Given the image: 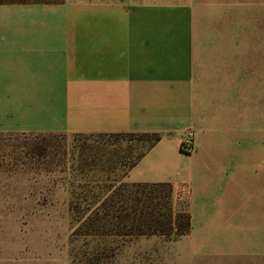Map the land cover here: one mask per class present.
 <instances>
[{
  "label": "rangeland",
  "instance_id": "obj_1",
  "mask_svg": "<svg viewBox=\"0 0 264 264\" xmlns=\"http://www.w3.org/2000/svg\"><path fill=\"white\" fill-rule=\"evenodd\" d=\"M12 1L193 10L197 60L226 67L210 72L226 71V158L239 163L226 161V213H202L189 182L124 181L154 134L0 132V264H264V0ZM56 87L12 85L0 107L52 106ZM181 143L195 152V134L192 150ZM108 197L110 208L101 205ZM187 215L190 229L177 236Z\"/></svg>",
  "mask_w": 264,
  "mask_h": 264
},
{
  "label": "crops",
  "instance_id": "obj_2",
  "mask_svg": "<svg viewBox=\"0 0 264 264\" xmlns=\"http://www.w3.org/2000/svg\"><path fill=\"white\" fill-rule=\"evenodd\" d=\"M193 20L172 4H0V100L12 85L58 90L56 104L32 112L2 102L0 132L159 134L124 181L189 182L194 211L226 213V161H239L226 158V71L210 72L226 67L197 60ZM188 130L189 155L180 151Z\"/></svg>",
  "mask_w": 264,
  "mask_h": 264
},
{
  "label": "trees",
  "instance_id": "obj_3",
  "mask_svg": "<svg viewBox=\"0 0 264 264\" xmlns=\"http://www.w3.org/2000/svg\"><path fill=\"white\" fill-rule=\"evenodd\" d=\"M3 3H50V2H47V1H34V2H31V1H12V0H9V1H1L0 0V4H3ZM160 140V137L158 136V135H153V140H152V143H155V142H158ZM136 163V162H135ZM134 163V164H135ZM134 164L132 165V166H134ZM164 184H166V183H164ZM124 187V186H123ZM110 197H108V198H105V199H103L102 200V204L101 205H103L104 207H108V208H110V205L112 206V203H111V198L109 199ZM77 201H79V199H77ZM72 205H73V202H72ZM74 206H78V204H77V202L76 201H74ZM107 210V209H106ZM185 218V228L184 229H181V227L180 226H178L177 227V229H176V232H177V236H181V235H184V234H186L188 231H189V229H190V225H191V221H190V216L189 215H187V216H185L184 217ZM167 231V233L168 232H170L171 233V231H172V228H171V226H170V229L169 230H166ZM164 233V232H163ZM166 233V232H165Z\"/></svg>",
  "mask_w": 264,
  "mask_h": 264
},
{
  "label": "built area",
  "instance_id": "obj_4",
  "mask_svg": "<svg viewBox=\"0 0 264 264\" xmlns=\"http://www.w3.org/2000/svg\"><path fill=\"white\" fill-rule=\"evenodd\" d=\"M182 149L190 151L194 148V133L187 131L181 143Z\"/></svg>",
  "mask_w": 264,
  "mask_h": 264
}]
</instances>
